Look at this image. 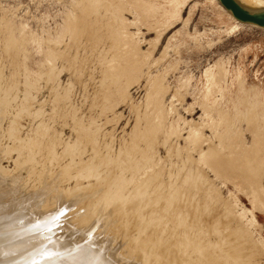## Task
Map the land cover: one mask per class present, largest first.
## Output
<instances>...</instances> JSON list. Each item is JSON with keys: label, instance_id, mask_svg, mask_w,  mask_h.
I'll use <instances>...</instances> for the list:
<instances>
[{"label": "rangeland", "instance_id": "1", "mask_svg": "<svg viewBox=\"0 0 264 264\" xmlns=\"http://www.w3.org/2000/svg\"><path fill=\"white\" fill-rule=\"evenodd\" d=\"M254 134L262 142L258 153ZM0 142L1 183L16 175L18 187H29L45 169L49 179L82 165L78 177L61 183L63 192L121 171L135 177L126 179L122 192L129 195L144 176L142 202L158 185V209L146 210H158L146 222L158 225L149 227L158 247L182 236L188 252L178 253L180 262L200 259L191 250L195 241L219 253V240L239 239L238 249L221 248L219 261L264 264V212L253 208L248 189L255 176L264 187V28L237 22L217 0H0ZM130 156L143 159L136 168L142 173L132 161L134 171L124 166ZM106 179L101 183H114ZM135 212L129 224L124 218L129 231ZM141 212L138 225L147 221ZM103 233L100 239L113 237L118 249L120 234Z\"/></svg>", "mask_w": 264, "mask_h": 264}, {"label": "bare ground", "instance_id": "2", "mask_svg": "<svg viewBox=\"0 0 264 264\" xmlns=\"http://www.w3.org/2000/svg\"><path fill=\"white\" fill-rule=\"evenodd\" d=\"M106 1L104 0V2H106ZM237 1L247 8H262V7H264V0H237ZM94 2H96V1H94ZM94 2H92V3H94ZM110 4H111V2H110ZM107 5H106L107 7H110L109 4H107ZM112 5H114L113 2L111 4V6ZM98 6H99V4H98ZM107 7L105 9H107ZM225 12H227V11H225ZM227 14L229 15L230 13L227 12ZM88 129H90V128H88ZM194 131H196V130H194ZM68 146H69V144H68ZM251 146H252L251 148L253 150L262 146V142L260 141V136H258V135L254 136V139L252 141ZM253 146H255V147H253ZM6 147H8V146H6ZM209 147L210 146H208V148ZM259 150L260 149L258 148V150L255 152L258 153ZM4 151H6V149ZM68 153H67V155H68ZM248 153H250V152H248ZM105 154H106V152H105ZM203 154H205V153H203ZM263 154H262V156H263ZM106 155H108V153ZM124 155H123V157H125ZM29 156H28V158H29L28 161L30 160V162H31V157H29ZM93 157H96V155ZM93 157H91V159H93ZM123 157H122L123 160L119 157L120 160L124 161ZM103 158H104V156H103ZM126 158H128V157H126ZM134 158H136V156ZM91 159L89 162H91ZM109 159H111V158H109ZM129 159H131V156ZM259 159L261 161V158H259ZM33 160H34V158H33ZM108 160L107 161L105 160V161L108 162ZM113 160H115V159H113ZM110 161L112 162V160H109V162ZM131 161L133 162V166L135 165L136 173L137 172L142 173L138 170L139 169L138 163L141 162L139 160L137 162L136 160L134 161V159H131L128 161L129 165H127V162H126V164H124V166L127 167V166L131 165L132 168L131 167L130 168L133 170L134 167L132 166V164H130ZM256 161L254 160V162H256ZM144 162H146V161L144 160ZM27 163L23 162V166H24V164H27ZM91 163L90 164L85 163L83 165L87 166V165H91ZM256 163H254V164L255 165L260 164V163H257V164ZM263 163H264V161L262 159L261 166ZM32 164H33V162H32ZM32 164H31V166H32ZM104 164H105V162H104ZM136 164H137V166H136ZM20 165L22 166L21 163H20ZM98 165L99 164H97V166ZM107 165H104V166H107ZM119 165L121 166L122 163H120ZM140 165H141V163H140ZM85 166H84V168H85ZM82 167L83 166L81 165V169L79 170L80 172L83 171ZM116 167H118L117 164H116ZM20 168H22V167H20ZM93 168H94V166H92V170H93ZM98 168L99 167H97V169ZM122 168H123V166H122ZM122 168H121V170H123V172H124L125 167L123 169ZM127 168H129V167H127ZM136 168H138V169H136ZM140 168L142 169V167H140ZM196 168H197V166H196ZM1 169H2V172L0 171V264H174V263L175 264H177V263L178 264H228V263L230 264L231 261L230 262L227 261L229 258L228 259L224 258L223 259L224 261H219L223 257L222 255L221 256L219 255L220 250H222L223 248L226 249V250L224 249L225 251H227V248L233 250V248L240 246L239 244L241 241L238 242V240H239L238 239V240H235V242H234L233 237H232L233 242H231V243H229L230 241H228V242L225 241L226 239L223 241L219 240L217 243H215L216 247L220 246L218 248L219 253H218V251L216 253L215 252L211 253L210 247L205 246V244H204L205 241H203V243L197 242L199 244H196V241H195L194 245L196 247L193 246V249H192L191 248L192 245H191L190 248H191V250L197 251V253L201 256L200 259L199 260L190 259V258L188 259V256H185V257L180 256V262L178 261V253H179V255H186L188 250L186 249V246L184 247V245H182V243L179 242V239H180L179 235H175V233L173 235H170V238H167L166 241L162 242L161 248L158 247V239H157L158 233L155 235V234H153V231L151 230L152 233L150 232V234H149V229L151 228V226H154V228H155V227H158V225L155 226L154 223L151 222L152 221L151 219H150V224L146 223L149 221L147 219L149 216H150L149 218L154 219L153 215L157 214L156 217L158 218V210L156 212H152V213H148L151 210L150 211L147 210V209H150L154 204H155V207L156 206L158 207V204H156V202H158L157 201L158 200V185L156 186L155 185L156 183H154L155 187L153 189L156 191L155 192L153 191L154 193L152 194L154 196V198H152L153 201H152V199L149 200L147 198V201H145L146 204H143L145 202H142L144 200H143V198H140V196L143 197V194H142L143 190L147 191L145 189H147V187L149 186L148 185L149 180L147 178L145 179L144 176H143L144 180L141 178L143 181L140 179L142 182H140L138 184H133V185H135L134 187L132 185V189L130 188L131 190H129V195H128V192L126 195H124L122 191L126 187H129L130 183L132 181L134 182L135 177H133L132 175H129V179L134 178L132 181L131 180L129 181L126 177V179L130 182L129 183L124 178L125 175L122 178L123 173H121L122 175L119 174L121 171L118 173L119 175L118 174L115 175L111 172L114 175L113 176L114 178L117 177L116 179L112 178V180L114 179V181H112L111 178L109 180L108 177H107V179H106V177H104V178L102 177V179H106V180L114 182L113 184L105 183V180H104V183H105L104 184V183H101L102 179H100L101 181L99 179H97L99 181H97L95 179L97 182L93 183V184H87V187L85 186L83 188L82 186L77 185L78 188L77 187L74 188V189H76L75 190L76 192H73L72 190H74V189H72V188H71V192H68V191H70V190H68L70 187L67 188V192L66 191L63 192L64 190H63V186L61 185V183L63 181L65 182L66 179L68 180L72 177L75 178L79 174L78 170H76V171H78V173L76 172L77 174L76 173L73 175L71 174V176H69V175L73 171V169L69 170V171H71V170L72 171L69 173L68 176H64L65 172L67 170H65L64 174L61 173V174H63V176H59V173L61 172L60 171L59 173H57L58 176H56V174H55V176L52 175L51 178L49 177V179H48V178H46V175L48 174L50 176V173L48 172L49 169L47 168L48 170H46L44 168L45 169L44 171L41 170L42 175H39V176H42V177L38 178V180H37L38 183L35 184V182L32 181L31 183H34L33 186L31 184L29 187H27L25 184L24 187L20 188L22 185L20 187H18V185L16 184V177H18L16 175L11 176L9 183H6V182L1 183L4 181L3 179L1 181V178H3L2 176H3L4 171H5V170H3V168H1ZM74 169H77V168H74ZM97 169H96V171L98 172ZM262 169H263V167L261 168V170ZM27 170L29 171V169H27ZM92 170H90V171L93 172ZM105 170H106V167H105ZM116 170H117V168H116ZM126 170H128V169H126ZM142 170H146V168L142 169ZM31 171H32V169H31ZM33 171H35V168ZM107 171H109V170H107ZM262 171H264V169ZM32 172L30 173V175H33V174L35 175V173L32 174ZM38 172L41 174L40 170ZM97 172H96V175L99 173V172L98 173ZM5 173H6V171H5ZM43 173H45L46 175L44 174V176H43ZM52 173L54 174V172H52ZM111 173H109V175L107 174L106 176H110ZM114 173H116V172H114ZM92 174H94V172ZM130 174H132V173H130ZM91 175L89 174V177ZM133 175H134V173H133ZM137 175H138V173H137ZM92 176H94V175H92ZM118 176L119 177L121 176V177L119 178ZM135 176H136V174H135ZM87 178H88V174H87ZM149 178H152V177H149ZM255 178H256V176L253 177L249 183L248 189H249V192L251 194V200L250 201H251V204H252L254 209H258V210H261L264 212V187H262V185H260ZM117 180H120V181H117ZM112 182H110V183H112ZM104 185H107L108 188H106V189L103 188ZM79 186L82 189H79ZM141 191H142V193H141L142 195H139ZM145 193H148V192H145ZM172 195H174V193H172ZM68 196H69V199L73 196H77V197H75V198H77V202H76L77 204L76 203L68 204L70 201V200H68V203L66 201V199H68L67 198ZM174 196H171V197L174 198ZM134 198H135V200H134ZM144 198H145V196H144ZM176 198L178 199V197H176ZM170 199H172V198H170ZM71 200H72V198H71ZM130 200L132 201L131 203H129ZM171 202H173V200H171ZM128 203L132 204V205L128 206ZM126 205H127V207H126ZM72 207H73V209H72ZM138 207L141 208L140 210L144 209L143 211H145V212L148 211L147 212L148 214L145 217V219H147V221L145 220V223L142 224L140 221L144 217L143 213L145 215V212H143V211L141 212L139 210L142 213V214H140L141 220L139 218V222H140L139 225L141 224L140 226L138 225V223H136V221H138V217H139V216H137V214L140 213V212H138V209H137ZM157 207H156V209H158ZM168 209L169 208L167 206L164 208V210H166V212H168L167 211ZM185 209L188 210L189 208L187 209L185 207ZM191 209H189V211L192 213ZM136 210L138 212L136 214L137 220H135L133 222V223H135V224H132L133 228L135 230H132L131 225L128 226V224H129L128 220L131 218L130 216ZM152 211H155V210H152ZM189 211L185 212V213H190ZM180 213H182V212H180ZM151 214H152V216H151ZM188 215H186V216H188ZM190 215L192 218L193 214H190ZM122 217H123L124 222H125L124 218H127V217L129 218V219L128 218L126 219L127 220L126 222L128 224L126 222L124 223L121 221ZM119 218H121L120 222L123 223L122 227H121V225H119L120 223H118ZM181 218H183V217H181ZM188 218H190V217L188 216L187 219ZM178 219H179V217H178ZM179 220H177V221L175 220L176 223L180 222ZM192 220H193V218L191 219V221ZM143 221H144V219H143ZM189 221H190V219H189ZM153 222H154V220H153ZM181 222H182V220H181ZM126 224L128 227H131L130 229L133 231V233L136 231L135 235H133L131 230L129 231V229H127ZM187 224H186V226H190ZM190 224H191V222H190ZM117 225H119V226H117ZM183 225H184V223H183ZM111 226H112V228H111ZM173 228H174V226H173ZM178 228L179 227H177V229ZM110 229H112V230H110ZM171 229H172V227H171ZM109 230L111 231V233ZM154 230L156 231V230H158V228L154 229ZM103 231H104V233L106 232L108 235L112 234V236L115 235L116 233L120 234L119 236L116 234L118 237H120L119 238L120 241L117 238L115 239L116 241L118 240L117 244L115 241V244L117 245L116 247H118V249L117 248L114 249L115 251L112 249V247L114 248V242L111 241V242H113V243H111L109 240H113L112 239L113 237L110 238L107 234L103 233L104 236H102V237L108 236L107 242H109L110 244L107 242L104 243V241H106L107 239L106 240H104V238L100 239V237H101L100 234ZM108 231L110 234L108 233ZM204 232H205V228H204ZM205 233H207V231ZM147 234H149L150 236L145 238L144 236H146ZM176 234H178V233H176ZM238 236H240V235H238ZM188 237H190V235L189 236L187 235V237H185V239L187 241H188ZM180 240L181 241L184 240V239L182 240V236H181ZM228 240H229V238H228ZM106 243L108 246L105 245ZM183 243H184V241H183ZM190 243H188V244H190ZM188 248H189V246H188ZM235 249H238V248H235ZM248 249H249V247H248ZM214 251H216V250H214ZM228 252H229V250H228ZM231 252L234 253L235 250L231 251ZM231 252H229V253L233 254ZM158 253H160V255H161V259L159 262H158ZM229 253H228V255H229ZM238 253L236 256L242 255L241 253L240 254H238ZM230 256H232V258ZM230 256H228V257H230V260L231 259L233 260L235 258V255H230ZM233 256H234V258H233ZM237 260H238V258H237Z\"/></svg>", "mask_w": 264, "mask_h": 264}, {"label": "water", "instance_id": "3", "mask_svg": "<svg viewBox=\"0 0 264 264\" xmlns=\"http://www.w3.org/2000/svg\"><path fill=\"white\" fill-rule=\"evenodd\" d=\"M217 2L238 22L264 28V7L247 8L237 0H217Z\"/></svg>", "mask_w": 264, "mask_h": 264}]
</instances>
